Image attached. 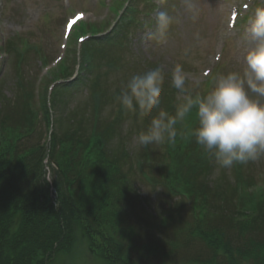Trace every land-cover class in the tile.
Wrapping results in <instances>:
<instances>
[{"label": "trees", "instance_id": "1", "mask_svg": "<svg viewBox=\"0 0 264 264\" xmlns=\"http://www.w3.org/2000/svg\"><path fill=\"white\" fill-rule=\"evenodd\" d=\"M125 23L128 27L116 28L113 37L87 44L80 64L75 61L72 70L52 72L46 84L71 80L79 64L75 80L56 87L50 98L46 89L38 103L35 90L27 92L19 79L18 105L9 108V101L7 106L0 101V264H52L59 255L70 253L80 239L90 255L104 264H137L132 247L156 254L167 244L160 235L174 219L170 214H175L174 208L161 213L151 209L133 184L134 171L137 174L139 170L147 178L144 166L140 167L144 157L124 151L121 144L119 150L110 147L121 121L134 117L147 125L151 118L125 110L115 95L112 98L109 73L102 71L106 51L97 55L103 46H114L116 39L124 38L123 31L130 27L128 20ZM30 50L35 47H16L11 40L6 49L8 53L12 51L19 65ZM119 61V66L112 62L110 65L120 70L130 65L127 60ZM80 87L89 91L87 104L92 106V112L100 113L111 99L113 105L118 103L117 118L109 123L100 119L87 126L89 109L86 114L79 108L55 121L57 107ZM92 118L97 120L98 116L94 114ZM41 121L47 129L46 143H36L34 139ZM197 126L195 112L181 123V128L177 124V137L168 143V152L157 163L156 171L170 195L189 198L194 218L190 236L197 234L196 240L212 252L211 262L220 258L225 264H264V198L260 204L250 206L255 203L253 198L247 201L244 195L235 197L239 206L228 216L246 220L243 227L220 224L221 220L215 223L218 219L210 216L219 214L213 206L218 196L231 199L254 184L238 175L234 189L224 195L218 193L214 198L205 191L204 182L214 157L196 143L192 131ZM46 160L54 170L52 184L44 176ZM145 164L156 165L149 159ZM149 236L156 241L150 242ZM164 256L168 257L166 253Z\"/></svg>", "mask_w": 264, "mask_h": 264}, {"label": "rangeland", "instance_id": "2", "mask_svg": "<svg viewBox=\"0 0 264 264\" xmlns=\"http://www.w3.org/2000/svg\"><path fill=\"white\" fill-rule=\"evenodd\" d=\"M69 1L70 4L67 7L63 0H0V43L5 44L6 41L11 40L16 47H21V44L31 46L36 44L35 50H30L24 55L20 65L12 51L8 53L9 55L5 53L2 54L3 58L0 57V91L3 92L2 94L0 92V101H4V104L9 101L8 104L11 105L9 108L18 105L16 83L19 79L23 80L22 85L27 89V92H30L35 86L42 96L44 79L41 81V78L48 76L47 70L44 68V60L51 63L61 58L64 25L75 11L89 12L90 15L86 16L84 22L99 24L100 26L97 28L103 39L111 38L116 34L117 31L112 35L109 34L107 29L108 26H113L117 19L116 12L113 16L110 14L111 7L107 10L106 8L102 9L101 2L98 3L99 0ZM114 2L115 0L111 2V6ZM191 2L192 8L188 7L185 0H132L130 7L132 6L133 9L131 10L129 7L128 16L130 15V17L126 18L132 20L131 25L123 33L124 38H119L123 42L116 39L114 46L106 47L105 45L98 51L97 55L106 51L104 64L102 62V71L106 70L109 73L111 96L117 97L133 76L142 75L159 65L164 66L166 71L162 91L164 95L161 94L160 108L153 111L150 122L159 110L174 115L176 108L183 102V94L171 85L170 73L175 65L180 64L184 67L190 77L188 86L194 92L201 94L206 93L212 87V78L215 77V75L212 76V73L219 76L231 71L243 70L247 46L242 36L249 21L254 18L256 8L264 7V0H253V6L247 13L248 19H239V25L235 24L234 28H231L230 20H228L229 14L233 7L240 6L247 0H191ZM124 3L125 1L117 10L122 8ZM159 11H167L175 18V22L163 40L154 35L155 18ZM194 15L195 20H193ZM108 20L109 22L106 24ZM79 48L81 45L77 42L75 45L69 42L64 60L53 72H58L62 68L67 71L72 70L76 64L75 61L82 60L79 58L82 54L78 57V53H76ZM119 60H127L130 65L125 66L124 70L112 67L113 64L110 65L112 62L119 66ZM108 63L109 67L106 66ZM55 65L56 63L52 66ZM75 69H78V65ZM196 81H199L198 86ZM76 92L66 95L67 100L57 107L53 114L55 121L63 118L73 109L79 110V108H82L86 114L89 109L86 117L87 126H91L95 122L98 123L100 119L102 122L109 123L117 118L118 103L113 105L112 99L111 103L104 109L102 108L100 113L92 112V106L87 104L89 103V91L85 87H80ZM163 103H165V107ZM36 107L40 110L38 104ZM94 114L98 116L97 120L92 118ZM149 125L150 123L145 125V122L143 124L141 120L134 117L121 121L117 126L116 140L110 144V147L119 150L121 144L124 151L144 157V162L140 163V167L144 166L143 172L147 178H144L139 170H137V174L134 171L133 175L136 177L133 178L131 175L134 187L141 197L149 202L151 209L161 213L164 209L174 208L173 211L176 215L170 213L175 217L169 221L168 227L163 229L160 235L161 240L167 241L164 249L161 248L159 252L153 254L154 252H141L140 248L132 247L133 258L137 260V264H225L220 258L211 262L212 252L201 241L196 240L197 234L190 236L194 229V222H191V219L194 218H191L189 198H184L181 194L170 195L167 192L168 187L164 185L156 171L157 163H161L165 151L168 152V142L152 144L147 147L138 144L139 134L146 131ZM46 134L47 129L41 121L38 124L37 137H34L35 142L42 140L43 143H46ZM148 159L155 161L156 165L145 164ZM211 163V169L208 176L206 175L204 185L206 186L205 191L208 190L209 195L214 198L218 193L224 195L228 190H233L238 175H243L247 182L252 181L256 185L262 183L259 188H251L250 194L246 188V191L244 189L240 195L237 193L241 190L238 191L231 199L218 196L213 205L219 212V214L216 212V215L210 216L213 219H218L216 224L221 220L220 224L231 223L230 226L241 228L246 220L231 218L228 214L232 209L237 210L239 206L238 203H235V197L241 198V195H244V200L247 201L249 198H253L255 203L250 206H254L258 202L261 203L264 198V194L260 193L264 189V156L255 161H249L247 164L235 163L231 168L221 167L215 158H212ZM46 166L45 177L52 182L55 176L54 170L50 165L46 164ZM254 194L255 197H253ZM185 222L188 227H185ZM152 239L151 236L148 237L150 242ZM142 243L144 242L140 244ZM164 253L168 257H165ZM52 264H104V262L91 256L85 243L80 239L75 243L70 253L59 255Z\"/></svg>", "mask_w": 264, "mask_h": 264}, {"label": "clouds", "instance_id": "3", "mask_svg": "<svg viewBox=\"0 0 264 264\" xmlns=\"http://www.w3.org/2000/svg\"><path fill=\"white\" fill-rule=\"evenodd\" d=\"M185 2L193 7L191 0ZM174 22L167 11H159L154 35L163 40ZM242 39L247 46L243 70L214 77L212 87L204 94L188 86L190 77L182 65L172 68L171 85L183 94V102L174 115L158 111L147 130L139 134L140 146L173 143L178 134L177 124L195 112L198 126L192 135L221 167L247 164L264 156V7L256 8ZM165 77L163 65L135 75L116 99L125 110L138 111L141 117L150 116L160 108Z\"/></svg>", "mask_w": 264, "mask_h": 264}]
</instances>
